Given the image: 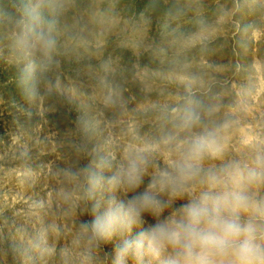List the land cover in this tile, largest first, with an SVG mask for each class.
<instances>
[{"label":"rangeland","instance_id":"obj_1","mask_svg":"<svg viewBox=\"0 0 264 264\" xmlns=\"http://www.w3.org/2000/svg\"><path fill=\"white\" fill-rule=\"evenodd\" d=\"M188 96L226 158L264 147V0H0V264H75L78 147L119 159Z\"/></svg>","mask_w":264,"mask_h":264},{"label":"clouds","instance_id":"obj_2","mask_svg":"<svg viewBox=\"0 0 264 264\" xmlns=\"http://www.w3.org/2000/svg\"><path fill=\"white\" fill-rule=\"evenodd\" d=\"M211 112L183 98L168 111L161 137L119 159L80 145L77 166L65 170L73 190L64 199L78 220L62 257L75 264H264V147L226 158L230 123H212Z\"/></svg>","mask_w":264,"mask_h":264}]
</instances>
